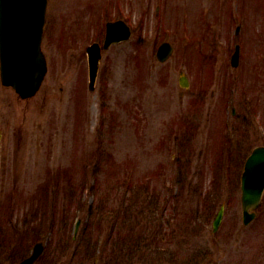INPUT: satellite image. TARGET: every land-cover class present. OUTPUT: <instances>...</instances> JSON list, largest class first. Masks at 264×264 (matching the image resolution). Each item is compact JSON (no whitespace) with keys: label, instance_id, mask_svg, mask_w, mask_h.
Masks as SVG:
<instances>
[{"label":"rangeland","instance_id":"obj_1","mask_svg":"<svg viewBox=\"0 0 264 264\" xmlns=\"http://www.w3.org/2000/svg\"><path fill=\"white\" fill-rule=\"evenodd\" d=\"M119 12L133 33L89 90L86 46ZM42 48L34 96L0 84V264L41 239L35 264H264V194L245 225L238 184L264 143V0H48Z\"/></svg>","mask_w":264,"mask_h":264},{"label":"water","instance_id":"obj_2","mask_svg":"<svg viewBox=\"0 0 264 264\" xmlns=\"http://www.w3.org/2000/svg\"><path fill=\"white\" fill-rule=\"evenodd\" d=\"M46 0H0V63L1 79L11 84L22 97L32 95L39 87L45 72V59L40 50L42 25ZM107 42L128 36L119 32L116 23H110ZM117 32V33H115ZM171 48L163 44L158 57L164 60ZM96 50L91 57V78L96 70ZM95 64V65H94ZM264 189V147H257L248 157L241 179V200L244 223L254 216L249 209L259 204ZM222 217V209L214 220L216 228ZM42 251L36 243L32 254L21 264H33Z\"/></svg>","mask_w":264,"mask_h":264},{"label":"trees","instance_id":"obj_3","mask_svg":"<svg viewBox=\"0 0 264 264\" xmlns=\"http://www.w3.org/2000/svg\"><path fill=\"white\" fill-rule=\"evenodd\" d=\"M91 210H92V209H91ZM91 210L89 211V213H91ZM89 213H88V214H89ZM94 216H95L97 219L99 218V216L96 215V214H94ZM97 227H98V226H97ZM138 240H140V239H138V238L136 237V240H135V241L138 242ZM133 245H135V244H133ZM133 245H132V247H133ZM135 246H136V247H135V254H136V249H137V250H142L141 248H144V247L147 246V245H146V244H144V245L137 244V245H135ZM126 249L128 250L126 254H128V253L130 254L131 252L134 253V249L131 248L130 245H129L128 248L126 247L124 250H126ZM155 252L158 253V251H155ZM155 252H154V253H155ZM150 255H151V254H150ZM153 255H154V254H153Z\"/></svg>","mask_w":264,"mask_h":264}]
</instances>
